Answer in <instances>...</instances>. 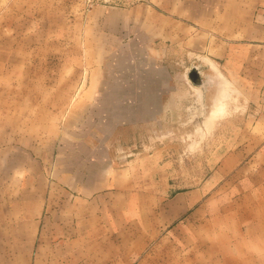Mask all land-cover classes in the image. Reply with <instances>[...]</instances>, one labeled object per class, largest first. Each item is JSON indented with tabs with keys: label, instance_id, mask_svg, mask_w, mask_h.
Returning a JSON list of instances; mask_svg holds the SVG:
<instances>
[{
	"label": "crops",
	"instance_id": "obj_1",
	"mask_svg": "<svg viewBox=\"0 0 264 264\" xmlns=\"http://www.w3.org/2000/svg\"><path fill=\"white\" fill-rule=\"evenodd\" d=\"M146 2L129 16L109 18L113 33L130 26L136 53L131 85L115 84L114 93L83 98L90 102L77 113L82 122L67 109V139L55 163L47 167L43 155L28 154L32 146L23 135L3 144L8 154L0 177L18 181L19 188L0 189V264H137L157 251L168 264L176 257L178 264H264L263 186L250 187L227 206L212 197L209 211L201 190L177 192L156 207L132 187V170L118 164L110 137L149 125L160 115L159 105L162 115L169 114L173 68H218L227 79L221 76L226 98L230 84L232 110L238 92L245 115L261 122L246 132L262 137L241 140L227 162L264 165V0ZM173 53L179 55L175 64ZM66 96L75 101L74 90ZM32 143L36 154L43 141ZM16 165L19 172L11 171ZM156 208L160 220L151 223ZM192 210L195 220L182 219ZM140 211L144 221L135 220ZM208 213L210 220H204ZM152 230L164 234L162 244L149 237Z\"/></svg>",
	"mask_w": 264,
	"mask_h": 264
},
{
	"label": "rangeland",
	"instance_id": "obj_2",
	"mask_svg": "<svg viewBox=\"0 0 264 264\" xmlns=\"http://www.w3.org/2000/svg\"><path fill=\"white\" fill-rule=\"evenodd\" d=\"M140 3L147 2L0 0V174L6 171L4 154L8 150L2 148L6 140L19 141L20 135L25 136L28 146H32L28 154L32 153L33 158L43 155L49 167L67 139L66 122L70 118L66 116L67 109L71 107L74 111L76 123L82 122L77 113H82L90 102L84 103L83 98L104 91L114 93L115 84L131 85L136 53L130 47V26L119 27L118 34L113 33L114 23L109 18L129 16ZM171 55L175 64L179 55ZM200 71L204 87L191 82L189 68H173L169 114L162 115L163 107L159 105L160 115L149 125L110 136L115 142L112 151L118 164L132 170V187L148 195L149 204L154 202L156 207L163 198L177 192L201 190L205 194L203 204L209 211L212 197L227 206L236 197L250 192V187H264V165L227 162L240 151L237 144L241 140L262 137L246 132L248 127L261 122L249 113L245 115L244 100H239L238 92L236 109L232 110L230 84L226 98L221 77L224 75L218 68H212L215 74L209 68ZM73 90L75 101L66 96ZM20 114L26 116L20 118ZM35 140L43 141L42 149L36 154L32 143ZM11 171L19 172L17 165ZM254 172L260 174L251 181L244 180V175L249 178ZM1 179L0 189L18 190V181ZM8 213L6 210L4 215ZM209 214L204 215V220H210ZM146 216L140 211L135 214V220L144 221ZM195 218L192 210L182 219ZM149 220L151 223L160 220L158 208L149 215ZM163 235L152 230L149 237L160 245ZM158 252L149 262L144 256L137 264H168ZM178 263L176 257L171 264Z\"/></svg>",
	"mask_w": 264,
	"mask_h": 264
},
{
	"label": "water",
	"instance_id": "obj_3",
	"mask_svg": "<svg viewBox=\"0 0 264 264\" xmlns=\"http://www.w3.org/2000/svg\"><path fill=\"white\" fill-rule=\"evenodd\" d=\"M189 78L194 85L204 87V81L201 75L200 68L193 67L189 72Z\"/></svg>",
	"mask_w": 264,
	"mask_h": 264
},
{
	"label": "bare ground",
	"instance_id": "obj_4",
	"mask_svg": "<svg viewBox=\"0 0 264 264\" xmlns=\"http://www.w3.org/2000/svg\"><path fill=\"white\" fill-rule=\"evenodd\" d=\"M225 84V83H224Z\"/></svg>",
	"mask_w": 264,
	"mask_h": 264
}]
</instances>
